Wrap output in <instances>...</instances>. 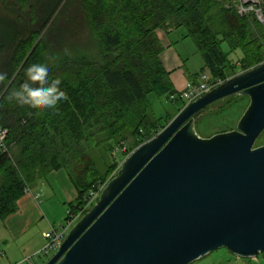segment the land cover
<instances>
[{
    "label": "trees",
    "instance_id": "obj_1",
    "mask_svg": "<svg viewBox=\"0 0 264 264\" xmlns=\"http://www.w3.org/2000/svg\"><path fill=\"white\" fill-rule=\"evenodd\" d=\"M70 8L88 36L56 43L48 26ZM181 27L211 79L232 77V54L240 53L242 73L264 63V27L216 0H0V129L9 131L8 151H0V220L17 212L27 189L59 170L77 190L69 212L79 216L89 193L117 169L115 152L127 147L122 156L128 157L172 121L186 104L155 118L149 96L169 101L176 94L157 33ZM45 61L68 99L55 109L9 100L25 82L26 68Z\"/></svg>",
    "mask_w": 264,
    "mask_h": 264
},
{
    "label": "water",
    "instance_id": "obj_2",
    "mask_svg": "<svg viewBox=\"0 0 264 264\" xmlns=\"http://www.w3.org/2000/svg\"><path fill=\"white\" fill-rule=\"evenodd\" d=\"M264 2V0H263ZM249 98L237 129L202 138V112ZM264 63L186 105L125 160L47 264H193L264 255Z\"/></svg>",
    "mask_w": 264,
    "mask_h": 264
},
{
    "label": "rangeland",
    "instance_id": "obj_3",
    "mask_svg": "<svg viewBox=\"0 0 264 264\" xmlns=\"http://www.w3.org/2000/svg\"><path fill=\"white\" fill-rule=\"evenodd\" d=\"M216 1L223 8L235 10L239 15L240 12L243 10V8L247 7L244 0H216ZM248 2L251 3L250 0H248ZM248 6L250 11L244 14L243 17L252 16L253 19L255 18L261 24V26L264 27V23H261L258 17V12H261L264 18L263 1L256 0L255 3L252 2ZM60 10L61 8L59 9V11ZM59 11L55 14L50 25L48 26L49 29V27L53 24L52 25L53 32H52L51 40L54 42L56 41L57 43L61 39L62 41L67 42L68 44L76 41L79 42L85 41L86 37L88 36L87 25L81 27L77 22L76 18L73 19L72 8L67 10L65 14L61 16L59 15L57 17ZM61 27H66L68 29L60 30ZM42 35H45V32ZM168 38H169L168 40L174 44V47H176V49L180 53V56L183 59L182 60L183 64L187 65L189 79H195V76L197 74H201L203 71L206 70L204 62L200 54L198 53V50L193 40L187 37L186 28L181 27L179 29H175V32L173 34L172 33L168 34ZM174 47H173V51L176 52V49ZM224 49L226 51H229L227 46H224ZM240 57H241L240 53L232 54L230 56L231 63L235 67V73L232 74L231 72L232 77H230L228 80L242 74L241 72L242 64L240 63L241 62ZM20 70L21 68H19L18 71L15 73V75L13 76V80L16 78ZM205 73L211 76L208 70ZM211 80L213 82L220 81L222 82V84L225 83L221 78L211 79ZM12 81L8 84V86L12 83ZM5 91L3 95L5 94ZM1 98L2 96L0 97V100ZM149 99L153 106V112L155 118L164 117L166 112H170V111L172 112L173 110L178 112V109L182 108L184 105V103L182 102L172 103L168 101L167 98H164L163 100H159L153 95H150ZM249 103L250 101L248 97L235 95L206 108L202 112L203 115L202 118L198 119L196 123L198 134L202 138H211L217 134L236 130L241 117L243 116V114L245 113L246 109L249 106ZM3 130L7 131V136H8L9 131L7 129H3ZM162 130L163 129H160L158 132H156L153 138L156 137ZM263 146H264V133L259 137L254 148H259ZM123 154H127V147L125 151L120 148V150L118 149V151L115 152L114 156L118 163V167L110 175L107 184L117 176L119 169L121 168L125 160L130 156L129 155L128 157L127 156L124 157L122 156ZM106 185L103 186V189L106 187ZM32 190L33 193H40L41 195L39 201L41 202L42 205L40 208V212L43 218L41 219L38 225H35L31 229L30 233L33 234L41 242V250L39 251L38 254H35V256L27 257L24 260V263L22 264H29L30 262L35 264H47L54 257L56 252L51 251L49 254H44L41 252L48 242L44 237L45 233L51 232L53 230H59L62 227L66 226L67 223L66 220L68 218V212L70 210L69 200L65 197L62 188L58 185V181L52 177H47L45 179L39 180L35 184ZM27 191L28 189L26 190V192ZM98 200L91 207H89L90 211L98 203ZM89 208H87V204H86L82 211L84 212ZM0 227L4 229L2 223H0ZM193 264H264V255H259L256 259L253 260H245L229 253L225 249H221L213 252L209 256Z\"/></svg>",
    "mask_w": 264,
    "mask_h": 264
},
{
    "label": "crops",
    "instance_id": "obj_4",
    "mask_svg": "<svg viewBox=\"0 0 264 264\" xmlns=\"http://www.w3.org/2000/svg\"><path fill=\"white\" fill-rule=\"evenodd\" d=\"M174 32L175 30H170L167 33L158 31L157 34L164 47V52L160 57L161 62L170 75L174 89L179 92L185 89L188 82L196 81L200 74H197L195 79L188 78L187 65L183 64L180 53L174 44L168 40V34ZM173 47L176 52L173 51ZM172 112L176 111L173 110ZM48 177L58 181V185L69 200V205H74L78 193L69 173L66 170H59L52 172ZM33 188L34 186L28 189L25 196L18 202L16 213L3 221L0 220L4 226V229L0 227V264H22L27 257L35 256L41 250V242L30 233L31 229L38 225L43 218L40 212L42 205L39 201L41 195L40 193H33ZM29 264L35 263L30 262Z\"/></svg>",
    "mask_w": 264,
    "mask_h": 264
},
{
    "label": "built area",
    "instance_id": "obj_5",
    "mask_svg": "<svg viewBox=\"0 0 264 264\" xmlns=\"http://www.w3.org/2000/svg\"><path fill=\"white\" fill-rule=\"evenodd\" d=\"M244 1L247 6L246 7L247 9L243 8V10L240 12V15L242 16L250 11L248 5H250L252 2L255 3L256 0L255 1L250 0L251 3H249L248 0L247 1L244 0ZM258 17L260 22L264 23V18L261 12H258ZM221 84L222 82L220 81L213 82L208 74L202 73L198 76L196 81L188 82L183 91H180L179 93L176 92V94L171 95L169 101L172 103L182 102L185 104H190L202 98L205 94H207L208 92L215 89ZM6 136H7V131L0 129V151L2 153H6L8 151L5 145ZM123 150L125 151L126 148H124ZM102 190H103V186L89 193L85 201L87 204V208L91 207L100 198ZM80 216L81 214L79 216H73L71 215L70 212H68V220L65 227H62L59 230H53L45 234L44 237L48 242L41 252L44 254H49L51 251L57 253L64 238L69 233L71 228L76 224Z\"/></svg>",
    "mask_w": 264,
    "mask_h": 264
},
{
    "label": "clouds",
    "instance_id": "obj_6",
    "mask_svg": "<svg viewBox=\"0 0 264 264\" xmlns=\"http://www.w3.org/2000/svg\"><path fill=\"white\" fill-rule=\"evenodd\" d=\"M69 54L65 49V55ZM51 71L52 67L47 61L29 65L25 71V82L10 93L9 100L20 106L55 109L59 102L67 100L68 97L61 90V80L50 79ZM4 79L5 75L0 74V81Z\"/></svg>",
    "mask_w": 264,
    "mask_h": 264
},
{
    "label": "bare ground",
    "instance_id": "obj_7",
    "mask_svg": "<svg viewBox=\"0 0 264 264\" xmlns=\"http://www.w3.org/2000/svg\"><path fill=\"white\" fill-rule=\"evenodd\" d=\"M252 1H255V0H252Z\"/></svg>",
    "mask_w": 264,
    "mask_h": 264
}]
</instances>
